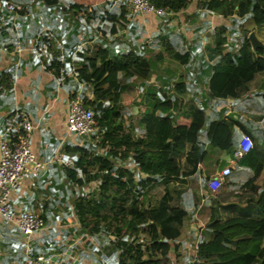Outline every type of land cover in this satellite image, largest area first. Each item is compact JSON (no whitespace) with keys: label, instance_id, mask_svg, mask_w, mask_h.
<instances>
[{"label":"trees","instance_id":"obj_1","mask_svg":"<svg viewBox=\"0 0 264 264\" xmlns=\"http://www.w3.org/2000/svg\"><path fill=\"white\" fill-rule=\"evenodd\" d=\"M11 1L14 7L10 12L6 5ZM43 1L50 7L57 4L56 0ZM193 1L198 9L234 20L241 29L246 22L253 24L250 31L264 26V0H149L163 9L168 21L185 12ZM1 3L0 15L22 12L25 7L24 0ZM89 5L87 0H75L67 9L80 13L88 25ZM100 7L94 17L111 22L110 33L115 32V24H126V2L117 6L118 13L108 12L107 5ZM96 29L100 30L99 26ZM230 30L226 24L213 27L210 44L200 54L179 44V36H173L178 45L175 39L161 38L151 50L152 56L133 49L114 54L100 45L86 54H76L78 82L69 99L79 97L93 110L95 129L87 135H74L87 138L83 144L65 147L73 154V165L66 171L76 186L73 211L88 236L100 234L110 239L117 252L115 264H167L171 251L176 261H184L180 237L191 214L202 219L204 226L198 229L191 262L186 264H264V144L244 122L226 114L225 106L251 93L261 95L259 105L263 106L264 49L252 50L247 37L234 49L227 38ZM130 32V40L138 37L134 30ZM198 55L205 64L196 71V80L206 79L208 96L187 97L191 83L178 80L169 96L162 91L165 81L143 100L132 101L131 93L152 77L165 57L189 67ZM63 68L66 73L70 65ZM52 71L60 75L58 66ZM12 74V69L0 73L1 89L10 87ZM71 79L64 76L66 83ZM11 114L12 120L11 115L5 119L8 131L4 139L9 144L22 133L25 121L24 114ZM252 115L257 121L264 118V114ZM236 128L252 139V148L235 160L236 168L247 170L249 176L229 187L227 184H234L229 180L231 173L210 194L209 178H203L204 186L198 179L209 152L207 144L233 157ZM256 179L262 180L257 183ZM203 195L208 204L200 203Z\"/></svg>","mask_w":264,"mask_h":264},{"label":"crops","instance_id":"obj_2","mask_svg":"<svg viewBox=\"0 0 264 264\" xmlns=\"http://www.w3.org/2000/svg\"><path fill=\"white\" fill-rule=\"evenodd\" d=\"M56 1L57 4L50 7L43 0H24L22 12H3L0 15V73L5 69H12L13 72L10 87L0 88V138L7 135L6 117L11 115L12 120V112L15 115L24 114V120H29L33 126L29 132L32 151L38 160L46 163L45 169L37 173L25 172L20 187L10 196L13 208L36 213L44 219L45 226L25 237L14 222L0 217V264H22L28 256L39 253L49 255L48 264H102L101 261L115 264L117 252L110 239L100 234L88 236L80 228L73 211L72 192L76 186L66 173L72 165L66 166L63 161L73 158L72 152L65 149L67 145L83 144L86 140L69 134L66 129L69 96L73 85L78 82L76 54H86L100 45L108 47L114 54L133 49L147 56L148 51L158 47L163 37L175 39L178 45L173 36H179V44L182 46L192 47L198 54L204 53V49L210 44L209 31L219 25L212 24V21L219 22L217 17L220 16L198 9L195 1L185 12L168 21L165 14L145 13L133 16L131 6L125 0H87L90 4L87 7L89 23L84 25L85 18L80 13L74 14L72 9H67V5L75 0ZM122 1L129 5L125 14L127 22L123 27L115 24V32L110 33L111 22L100 20V16L94 17V14L104 5H107L108 12L118 13L117 6ZM10 3L12 1L7 2V9ZM83 4L86 5L85 1ZM191 7L195 15L202 16L206 13L211 22L201 18L200 25L194 27L196 32H190L186 25L181 26L184 30L181 32L176 20L190 16ZM96 20L105 22L106 28L97 31ZM168 26L171 27L170 30L167 29ZM132 30L138 33V37L130 40ZM201 58L198 55L197 62L190 65L192 70L190 66L181 65L174 60H170V66L162 63L152 75L153 80H156L154 89L163 87L166 81L162 91L168 92L169 96L175 92L176 83L184 80L192 85L187 94L189 98L208 96L206 79L196 80V71L205 64L201 62ZM69 65L70 69L66 73L62 72L63 66ZM48 66H51V70L46 69ZM56 66L60 68L59 76H55L52 71ZM64 76L72 78L71 81L66 83ZM154 89L152 87L153 92ZM86 94L91 96L90 90ZM245 96L261 95L251 93ZM245 98L239 101H244ZM247 129L259 136L253 123ZM207 147L208 151L209 148L212 149L210 144ZM223 155L224 152L219 149L216 152L212 149L207 156L215 167L212 169L209 168L210 164L202 163L203 174L214 176L227 165L232 156L224 158Z\"/></svg>","mask_w":264,"mask_h":264},{"label":"built area","instance_id":"obj_3","mask_svg":"<svg viewBox=\"0 0 264 264\" xmlns=\"http://www.w3.org/2000/svg\"><path fill=\"white\" fill-rule=\"evenodd\" d=\"M131 6L132 15L155 13L163 14L161 7L154 6L149 0H125ZM14 7L8 4V9ZM22 133L16 140L9 144L4 138H0V217L14 222L22 236H29L34 231L45 226L42 217L32 211L18 210L10 204L11 193L20 187L25 172L37 173L46 167V163L36 158L29 142V132L33 126L29 120L22 122ZM66 129L69 134L75 136L87 135L95 129V114L92 109L84 106L79 97L70 101ZM252 148V139L248 134L241 133L238 137L237 147L229 163L222 167L207 181L209 193H214L224 182V178L232 173L236 158L248 152ZM66 166L73 165L71 158L63 160ZM48 254L39 253L26 258L22 264H48Z\"/></svg>","mask_w":264,"mask_h":264},{"label":"rangeland","instance_id":"obj_4","mask_svg":"<svg viewBox=\"0 0 264 264\" xmlns=\"http://www.w3.org/2000/svg\"><path fill=\"white\" fill-rule=\"evenodd\" d=\"M110 10L114 11V9H112L111 7H110ZM189 13L191 15L188 16L187 18L182 17V19L178 18L176 20V22L179 24L180 29H181V26L186 25V26H189L187 28H190V32H196V28H194V27H195V25H197V26L200 25V19L201 18L208 19L207 22H209V23L211 22V19L208 18V16H206V13L202 16L195 15L193 7L190 8ZM184 16H186V13L184 14ZM217 18L219 19V22L216 20H213L212 24H217V25L218 24L219 25L220 24H227L228 26H230L231 30L227 33V38H228V41H230V43H233V45L235 47L234 49H236V47H237L236 43L239 44L241 41L245 40V38L249 34L248 31H250V29L253 28L252 23H247V22L244 23V29H241L238 27L237 22H235L234 20H228V19L225 20L221 17H217ZM182 21L185 23H183ZM204 22H206V21H204ZM96 24H97V26H99V29L106 28L105 22H101L99 20H96ZM167 29L170 30L171 27L168 26ZM183 31L184 30L181 29V32H183ZM186 31L187 30H185V32ZM254 31H255L256 35L258 36V38L264 42V26L255 27ZM171 38H172V36H171ZM159 44H160V42H159ZM148 52H147V56L148 55L152 56V55H150V51H148ZM170 60L171 59L169 57H165L163 64H165L166 66H170ZM147 81H148L147 84L144 86L142 85L141 89L138 88L139 91L136 90L133 93H131L132 101L137 102V101L143 100L145 97V96H143V94L145 95V94H147V92H153L152 87L154 89V84H156L155 83L156 80H153V77H152L151 80L149 79ZM187 97H189V96H187ZM258 99H260V101H261V98L259 96H248L245 98L244 101H239V102H236V103L231 104V105L227 104L226 108H227V111L229 113H231V115L235 116L234 118H236L240 122H244L246 127H248L250 123H253V125L256 126L257 130L259 131L258 138L260 139V144L263 145L264 144V118L261 121H257L256 118L254 119L252 117L253 116L252 114H264V104L261 107L259 105ZM130 106H132V104ZM130 106L127 105L126 110H128L130 108ZM139 109H140V111L142 110L141 107ZM122 112H124V114H125L126 112H129V111L123 110ZM229 113H227V114H229ZM127 123H128V120H124V124H127ZM236 131H237L238 137H240L241 132H239V130L237 128H236ZM136 134H139L138 129L136 131ZM89 139H90V137H88V140ZM210 147L216 152V150H217L216 147H213L211 145H210ZM212 149L209 148V153L212 151ZM223 157L227 158L228 154L224 153ZM208 160H209V157L207 156L204 162L206 164L207 163L210 164L209 168L213 169L215 167V165H213L212 161H210V160L208 161ZM205 174H207V173H204L198 177V179L202 183L201 184L202 186H204L203 184H206V180H204L203 178L204 177H208V178L211 177V175L206 176ZM248 174H249V172L247 170H244V171L240 170L239 168H236V165H234V168L232 169V174H231L230 179H229L234 184H231V185L227 184V186L232 187L233 185L240 184L242 181H244L245 179L248 178V176H249ZM261 180L262 179H256V182L257 183L261 182ZM182 187L185 188V186H182ZM229 190H231V189H229ZM185 192L187 193V195L189 194V190L185 189ZM208 202L209 201H208L207 196L203 195L200 203L201 204H203V203L208 204ZM194 208H196V205L194 206ZM193 209H191V207H189L188 210H193ZM186 224H187L186 225L187 228L180 237V241L182 242L181 253H182L185 260L179 263L178 261L175 260L173 251H171L170 252V259L165 260L166 262H168L167 264H186L185 261L191 262L189 258L194 253L195 243H196V240L198 237V234L196 235V232H198V229L200 227L204 226V221L202 219H196V217L192 216V214H191V216H189V218L187 219ZM101 262H102V264L106 263L105 261H101Z\"/></svg>","mask_w":264,"mask_h":264},{"label":"water","instance_id":"obj_5","mask_svg":"<svg viewBox=\"0 0 264 264\" xmlns=\"http://www.w3.org/2000/svg\"><path fill=\"white\" fill-rule=\"evenodd\" d=\"M247 39L250 42L252 50L261 49V48L264 49V42L258 38L254 30L249 32ZM135 107L136 106H134L133 108L135 109Z\"/></svg>","mask_w":264,"mask_h":264}]
</instances>
